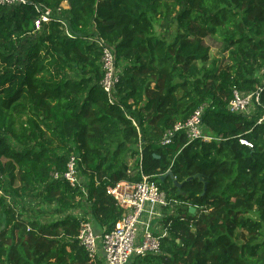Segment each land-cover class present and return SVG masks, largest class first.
<instances>
[{
    "label": "trees",
    "instance_id": "1",
    "mask_svg": "<svg viewBox=\"0 0 264 264\" xmlns=\"http://www.w3.org/2000/svg\"><path fill=\"white\" fill-rule=\"evenodd\" d=\"M65 1L72 37L56 20L35 28L37 3L57 9ZM172 18L177 33L169 40L156 24ZM208 35L221 41L223 55L211 56ZM91 36L113 46L122 68L115 101L102 86L103 49ZM0 41L1 260L92 264L77 238L81 219L64 213L85 198L96 232H110L124 210L108 187L145 174L159 180L168 208L172 200L179 207L162 220L161 251L130 264H264V84L257 74L264 0H26L0 6ZM260 85L254 112L229 110L234 88ZM203 104L211 141L189 142L181 132L161 144L167 128ZM72 152L81 157L86 197L52 177L66 171ZM128 158L136 159L134 170ZM9 191L42 195L64 216L42 222L20 215L6 205Z\"/></svg>",
    "mask_w": 264,
    "mask_h": 264
},
{
    "label": "built area",
    "instance_id": "2",
    "mask_svg": "<svg viewBox=\"0 0 264 264\" xmlns=\"http://www.w3.org/2000/svg\"><path fill=\"white\" fill-rule=\"evenodd\" d=\"M26 0H0V6H17ZM69 7L65 1L57 9L51 8L44 3H37L36 8L39 16L35 19V28L40 29L43 24L52 20L59 21L64 33L72 37L70 25L62 16L63 9ZM102 46L101 65L104 71L102 86L115 101L116 88L120 81L122 69L117 66L113 46L98 36L88 38ZM264 73V67L261 69ZM264 84V81H261ZM263 86L252 91L233 89L232 98L228 108L233 113H252L261 103ZM207 104L201 105L185 121H179L171 128H167L161 138L162 145L172 144L177 134L184 132L188 141L202 139L211 141L213 137L208 134L203 124V114ZM133 124L137 126L135 119ZM139 130V128H138ZM242 143L252 146L250 142L242 139ZM143 141L139 143L142 151ZM81 157L71 153L64 173L52 172L54 179H65L72 187H80L87 196V187L82 180L79 162ZM108 194L113 196L118 205L124 210L122 219L117 227L110 232H96L92 219L85 216L82 210L77 213L71 212L81 219L80 230L77 238L84 246L92 264H130L133 256H146L150 253L157 254L161 251V237L167 234L162 220L165 218V209L170 205L167 193L161 189L160 182L151 175H142L139 181L122 180L113 186H109ZM154 228V230H152Z\"/></svg>",
    "mask_w": 264,
    "mask_h": 264
},
{
    "label": "rangeland",
    "instance_id": "3",
    "mask_svg": "<svg viewBox=\"0 0 264 264\" xmlns=\"http://www.w3.org/2000/svg\"><path fill=\"white\" fill-rule=\"evenodd\" d=\"M156 33L158 34H164V33H169L170 39L173 40L176 33H177V25L176 22L173 21V18L168 21L164 22H157L156 24ZM24 42V41H20ZM18 42L17 44L19 45V48L21 49L22 45L21 43ZM204 42L205 45L208 46V50L211 54L212 57H218L223 55V46L221 41L213 36H205L204 37ZM4 47H3V42L0 41V53H3ZM2 69L1 61H0V70ZM258 76L260 77L261 81H264V73H261V70L257 72ZM71 76H75V74H71ZM14 143H16L14 140H12ZM135 158H128V161L131 165V169H135ZM83 182L85 183L86 179L82 178ZM5 200H6V205L14 208L20 215L27 216L29 218L33 219H38L39 221L42 222H51L56 220L57 218H60L64 216V214H72L71 212L67 211L63 215H57L55 213V207L56 204H50L48 203L42 195L40 196H31L27 194H23L20 196H16L12 192H5L4 194ZM84 197H86L84 195ZM173 203L170 206V208L165 209V214H176L177 213V208L179 207V201L172 200ZM83 206L81 208H75L72 209L71 211L77 213V210H82L84 215L88 214V208L89 204L86 202V199H83ZM88 216V215H87ZM95 225V224H94ZM99 229V228H98ZM96 230V229H95ZM154 230V228L152 229ZM100 233L101 230H98ZM0 264H6L3 260L0 259Z\"/></svg>",
    "mask_w": 264,
    "mask_h": 264
},
{
    "label": "water",
    "instance_id": "4",
    "mask_svg": "<svg viewBox=\"0 0 264 264\" xmlns=\"http://www.w3.org/2000/svg\"><path fill=\"white\" fill-rule=\"evenodd\" d=\"M170 174H171V176L173 177V174H172V171L171 170H169L168 171ZM175 183L178 185V187L180 188L181 187V184H178V182L177 181H175ZM190 210H191V212H195V207H190Z\"/></svg>",
    "mask_w": 264,
    "mask_h": 264
},
{
    "label": "crops",
    "instance_id": "5",
    "mask_svg": "<svg viewBox=\"0 0 264 264\" xmlns=\"http://www.w3.org/2000/svg\"><path fill=\"white\" fill-rule=\"evenodd\" d=\"M122 69V68H121Z\"/></svg>",
    "mask_w": 264,
    "mask_h": 264
}]
</instances>
